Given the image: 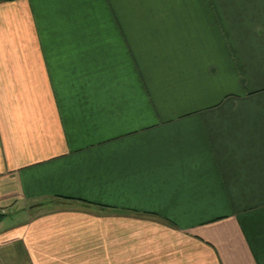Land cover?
<instances>
[{"label":"crops","instance_id":"0c3cea01","mask_svg":"<svg viewBox=\"0 0 264 264\" xmlns=\"http://www.w3.org/2000/svg\"><path fill=\"white\" fill-rule=\"evenodd\" d=\"M0 264H264V0H0Z\"/></svg>","mask_w":264,"mask_h":264},{"label":"built area","instance_id":"2783aa9c","mask_svg":"<svg viewBox=\"0 0 264 264\" xmlns=\"http://www.w3.org/2000/svg\"><path fill=\"white\" fill-rule=\"evenodd\" d=\"M2 214V211L0 210V215Z\"/></svg>","mask_w":264,"mask_h":264}]
</instances>
